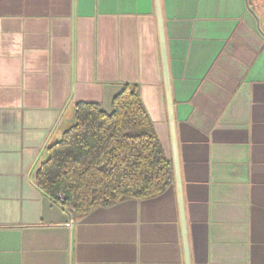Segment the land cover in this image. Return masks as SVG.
<instances>
[{"label":"crops","instance_id":"1","mask_svg":"<svg viewBox=\"0 0 264 264\" xmlns=\"http://www.w3.org/2000/svg\"><path fill=\"white\" fill-rule=\"evenodd\" d=\"M159 6L190 264H264V0ZM124 84L172 161L155 0H0V264H185L174 183L74 217L33 181Z\"/></svg>","mask_w":264,"mask_h":264},{"label":"trees","instance_id":"2","mask_svg":"<svg viewBox=\"0 0 264 264\" xmlns=\"http://www.w3.org/2000/svg\"><path fill=\"white\" fill-rule=\"evenodd\" d=\"M35 185L74 217L126 199H145L174 183L137 84H124L106 112L77 102L72 120L45 149Z\"/></svg>","mask_w":264,"mask_h":264},{"label":"water","instance_id":"3","mask_svg":"<svg viewBox=\"0 0 264 264\" xmlns=\"http://www.w3.org/2000/svg\"><path fill=\"white\" fill-rule=\"evenodd\" d=\"M155 1H156V7H157V24H158L159 41H160V56H161L162 71H163V78H164L165 97H166V104H167V111H168V122H169L170 136H171V142H172V152H173L172 164H173V173H174V184L176 188V195H177V202H178V209H179L180 228H181V235H182V241H183L185 264H190L188 245H187V232H186L184 209H183L181 179H180L179 165H178L177 154H176L173 104H172L171 91H170L167 53H166L165 39H164V34H163V26H162L161 14H160L159 0H155Z\"/></svg>","mask_w":264,"mask_h":264},{"label":"rangeland","instance_id":"4","mask_svg":"<svg viewBox=\"0 0 264 264\" xmlns=\"http://www.w3.org/2000/svg\"><path fill=\"white\" fill-rule=\"evenodd\" d=\"M71 117H73V110L71 111ZM71 117H69L70 118V120L69 119H67V120H69V121H71L72 120V118ZM67 120H66V122H67ZM69 123V122H68Z\"/></svg>","mask_w":264,"mask_h":264}]
</instances>
